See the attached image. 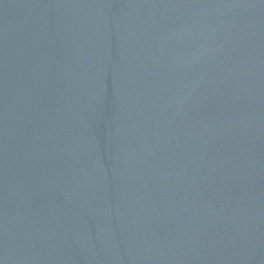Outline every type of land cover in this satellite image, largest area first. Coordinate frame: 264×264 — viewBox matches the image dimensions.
Masks as SVG:
<instances>
[{"label": "water", "instance_id": "obj_1", "mask_svg": "<svg viewBox=\"0 0 264 264\" xmlns=\"http://www.w3.org/2000/svg\"><path fill=\"white\" fill-rule=\"evenodd\" d=\"M0 264H264V0H0Z\"/></svg>", "mask_w": 264, "mask_h": 264}]
</instances>
